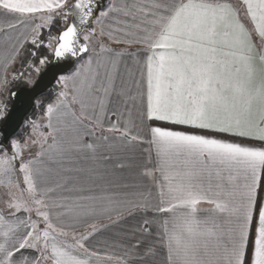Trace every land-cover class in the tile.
I'll use <instances>...</instances> for the list:
<instances>
[{
  "label": "snow or ice",
  "instance_id": "1",
  "mask_svg": "<svg viewBox=\"0 0 264 264\" xmlns=\"http://www.w3.org/2000/svg\"><path fill=\"white\" fill-rule=\"evenodd\" d=\"M0 40V264H130L157 244L164 264H264V0H0ZM25 43L35 62L17 70ZM43 69L59 91L17 135ZM109 116L125 145H148L139 175L155 197L49 182L53 163L97 151L85 136ZM98 211L140 217L122 256L101 261L96 223L77 230Z\"/></svg>",
  "mask_w": 264,
  "mask_h": 264
},
{
  "label": "crops",
  "instance_id": "2",
  "mask_svg": "<svg viewBox=\"0 0 264 264\" xmlns=\"http://www.w3.org/2000/svg\"><path fill=\"white\" fill-rule=\"evenodd\" d=\"M233 2L238 3L239 0H233ZM37 22L39 21L37 20ZM18 32H27V29L20 26L16 32H13V36H16ZM43 33L46 36L48 34L47 29H44ZM29 44L30 43L24 44L21 54L24 53V50ZM111 47L122 49L126 46L112 44ZM2 52L3 41L0 40V53ZM20 56L17 58L13 67L17 68ZM128 66L131 71L136 74V80L139 82V70L133 66L130 60L128 61ZM128 84L131 86V81H128ZM126 118L127 117H125V119ZM114 122L115 117L109 116L107 119H104L102 127H95L91 135L85 136V139L89 143L95 142L97 145V151L95 153L82 151L78 154H74L70 159H65L59 163H53L51 165L53 172L48 177L49 182L53 185L57 183L65 185L68 189L83 186L91 189L92 192L97 194L119 191L121 185L135 183L141 188L148 187L152 191L153 197H155V189H152L151 185L144 181L143 177L139 175L146 160V154L143 150L146 149L148 145L137 144L134 148L125 145L118 134L107 131L109 124ZM85 123L90 124L91 122L85 121ZM161 126L178 127L163 124ZM65 135L68 139H71L73 136L72 130L68 129ZM104 137H108V139L105 140ZM108 155L112 157L111 160L105 159ZM118 160H123L125 163H128L130 160L131 167H126L124 169L119 168L117 166ZM62 195L69 198L67 202H72L75 200L76 192L64 191ZM259 197L264 201V174H262V180L259 186ZM152 202L156 203V200L153 199ZM208 207L210 206L201 205V208ZM110 214L112 216L111 219L108 218V212L100 211L94 216L82 217L77 228L79 232H87L89 230L87 228V223H96L98 225L99 231L90 238V245L100 253L101 261H103L108 254L114 253L122 256L126 251H129L130 246L139 235L137 231L140 226L139 216L133 217L129 216L127 213L118 216L114 211ZM63 219L65 223H71L68 217H64ZM154 251L155 255L145 254L143 260L136 256L131 257L130 264H164L165 255L158 244Z\"/></svg>",
  "mask_w": 264,
  "mask_h": 264
},
{
  "label": "trees",
  "instance_id": "3",
  "mask_svg": "<svg viewBox=\"0 0 264 264\" xmlns=\"http://www.w3.org/2000/svg\"><path fill=\"white\" fill-rule=\"evenodd\" d=\"M53 31L55 32V29H54ZM33 50H35V49L33 48V46H32L31 44H29L28 47L24 50V53L21 54V56H20V61H19V64L17 65V68H16L17 70H20V69H21V65H22V63H24L25 61L32 60L33 62H35V58H33L32 55H31V52H32ZM45 52H46V50L43 49V48H41V49L38 51V55L43 54V53H45ZM49 58L51 59V57H49ZM45 70H46V69H43L42 72H41L39 75H37L36 73H32L33 80L36 82L37 79L39 78V76H40ZM27 87H29V86L24 85L23 83H19V82H18V83H16V84L13 86V90H18V89H20V88H27ZM57 89H59V88H57V87L52 88L50 91L47 92V94H46L45 96H43L42 98H40V99L37 101V103H36V105H35L33 111L29 114V116L25 119L24 122H26L27 120H29V119H31V118H34V117H37V116L41 115V114H42V105H43L45 102H47L49 99L53 98V96H54L53 92H54L55 90H57ZM24 129H25V128H24V125H23L22 128L20 129V131L17 133V135H19V133L22 132Z\"/></svg>",
  "mask_w": 264,
  "mask_h": 264
},
{
  "label": "water",
  "instance_id": "4",
  "mask_svg": "<svg viewBox=\"0 0 264 264\" xmlns=\"http://www.w3.org/2000/svg\"><path fill=\"white\" fill-rule=\"evenodd\" d=\"M50 67V66H49ZM72 67H75V65H71L69 67V71L71 70ZM47 71V69L39 76V78L37 79L36 83L39 84V82L41 80H44L45 82V85L46 86H42L36 96V102L42 98L43 96H45L47 94L48 91H50L52 88L54 87H59V85H57L56 83L50 81V80H47L45 79V72ZM35 105H33L32 107L28 108L26 113L23 115L21 121H20V127L17 128L16 130V134L20 131V129L22 128L23 124H24V121L25 119L29 116V114L33 111Z\"/></svg>",
  "mask_w": 264,
  "mask_h": 264
},
{
  "label": "rangeland",
  "instance_id": "5",
  "mask_svg": "<svg viewBox=\"0 0 264 264\" xmlns=\"http://www.w3.org/2000/svg\"><path fill=\"white\" fill-rule=\"evenodd\" d=\"M53 30H54V29H53ZM53 33H54V32H53ZM54 34H55V33H54ZM57 88H59V87H57ZM57 91H59V89L55 90V91L53 92V94H55ZM23 125H24V124H23ZM24 128H25V127H24ZM26 131H27V130L24 129L22 132L19 133V135H20V134H26Z\"/></svg>",
  "mask_w": 264,
  "mask_h": 264
},
{
  "label": "built area",
  "instance_id": "6",
  "mask_svg": "<svg viewBox=\"0 0 264 264\" xmlns=\"http://www.w3.org/2000/svg\"><path fill=\"white\" fill-rule=\"evenodd\" d=\"M54 32V31H53ZM55 33V32H54ZM47 36V35H46Z\"/></svg>",
  "mask_w": 264,
  "mask_h": 264
}]
</instances>
